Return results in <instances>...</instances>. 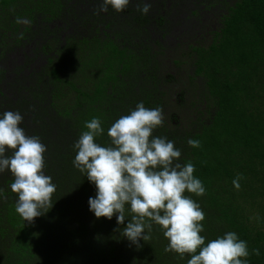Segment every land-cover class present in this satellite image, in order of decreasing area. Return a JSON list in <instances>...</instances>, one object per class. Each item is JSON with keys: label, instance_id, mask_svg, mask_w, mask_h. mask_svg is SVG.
<instances>
[{"label": "trees", "instance_id": "trees-1", "mask_svg": "<svg viewBox=\"0 0 264 264\" xmlns=\"http://www.w3.org/2000/svg\"><path fill=\"white\" fill-rule=\"evenodd\" d=\"M150 2L145 15L140 0L99 14L100 0H0V112L19 110L21 126L47 145L44 171L57 186L53 207L28 222L16 212L15 177L0 173V264H136L144 253L143 264H187L186 254L165 250L155 223L150 240L126 250L132 242L119 234L127 219L97 218L89 207L95 184L73 165L85 121L101 118L97 140L107 144V129L139 101L165 110L177 76L164 70L169 49L186 75L179 100L190 99L193 116L183 124L174 113L153 134L174 140L181 162L196 166L206 193L185 194L206 213L201 234L236 231L251 264H264V0ZM176 17L197 36L175 39Z\"/></svg>", "mask_w": 264, "mask_h": 264}, {"label": "clouds", "instance_id": "clouds-1", "mask_svg": "<svg viewBox=\"0 0 264 264\" xmlns=\"http://www.w3.org/2000/svg\"><path fill=\"white\" fill-rule=\"evenodd\" d=\"M130 3L100 0L96 12H107L109 6L123 11ZM151 8L150 0L137 4V10L145 15ZM16 23L31 21L17 16ZM23 120L19 110L0 112V173L11 171L15 177L11 189L18 194L16 212L34 222L53 207L57 186L44 171L47 145L38 135L26 132L21 126ZM163 124L162 105L150 108L139 101L107 129L110 143L101 144L97 140L105 132L101 118L85 121L86 130L74 144L77 152L73 165L95 184L96 194L89 197L90 210L97 218L115 216L118 225H124L127 219L122 235L138 247H142L141 238L151 239L153 223L160 225L169 240L165 250L181 256L191 254L187 264H251L247 259L251 254L248 242L236 231L210 240L201 234L206 213L199 201L185 193L203 196L206 187L194 175L195 164L181 162L182 151L175 141L153 134ZM188 144L200 147L201 141L190 137ZM9 149L12 154L6 155ZM233 183L240 186L239 176ZM3 193L0 188V197ZM252 251L260 254L259 248Z\"/></svg>", "mask_w": 264, "mask_h": 264}, {"label": "rangeland", "instance_id": "rangeland-1", "mask_svg": "<svg viewBox=\"0 0 264 264\" xmlns=\"http://www.w3.org/2000/svg\"><path fill=\"white\" fill-rule=\"evenodd\" d=\"M174 23L176 24L174 30H173V35L174 38L176 39L177 36L182 37V39H184L183 41H188V40H192L193 38H195L197 35L196 32L193 30L194 28L189 26V25H178V20L179 18H173ZM173 38L172 41H174L175 39ZM173 43V42H171ZM175 43V41H174ZM173 43V44H174ZM173 49H169L168 54L166 56V58L164 59V67H165V73H177L176 76V82L170 84V86L168 87V96H167V104H166V108L164 110V118L165 120L170 119V117L172 116V114L177 113V115L180 118V123L183 124H187L190 122L192 116H193V112L192 109L190 108V99L189 98H184L183 102H181L179 100V95H180V91L182 90L183 84L185 82L186 84V75L184 76V72L179 71L178 69H176L174 67L173 61L171 60L174 56V52ZM170 120H168L169 123ZM257 213L255 212V215ZM120 239L123 240L124 243H128V239L126 237H124L122 235V233L119 234ZM133 246H136L132 243H130V246H126V250L128 251H132ZM187 256L186 259L188 261V259H190L191 254H186ZM147 259L148 255L147 254H143L139 257H137V259H139V262H137L136 264H143V259Z\"/></svg>", "mask_w": 264, "mask_h": 264}]
</instances>
